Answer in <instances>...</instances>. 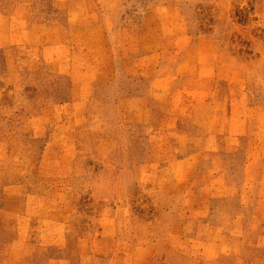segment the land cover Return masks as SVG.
I'll return each instance as SVG.
<instances>
[{
    "label": "rangeland",
    "instance_id": "374dc122",
    "mask_svg": "<svg viewBox=\"0 0 264 264\" xmlns=\"http://www.w3.org/2000/svg\"><path fill=\"white\" fill-rule=\"evenodd\" d=\"M0 264H264V0H0Z\"/></svg>",
    "mask_w": 264,
    "mask_h": 264
},
{
    "label": "crops",
    "instance_id": "0c3cea01",
    "mask_svg": "<svg viewBox=\"0 0 264 264\" xmlns=\"http://www.w3.org/2000/svg\"><path fill=\"white\" fill-rule=\"evenodd\" d=\"M124 100L129 102L130 100H135V101H140V103L144 104V96L143 95H136V96H120L117 100V107H118V111H119V114L121 116L122 115H126L127 112H132L133 110H129L127 109L126 107L125 108H122V101ZM143 109V108H142Z\"/></svg>",
    "mask_w": 264,
    "mask_h": 264
}]
</instances>
